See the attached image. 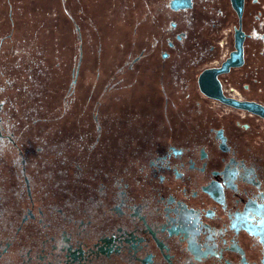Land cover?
Here are the masks:
<instances>
[{
  "label": "flooded vegetation",
  "instance_id": "1",
  "mask_svg": "<svg viewBox=\"0 0 264 264\" xmlns=\"http://www.w3.org/2000/svg\"><path fill=\"white\" fill-rule=\"evenodd\" d=\"M52 1L0 0V264H264V118L210 97L264 106V0Z\"/></svg>",
  "mask_w": 264,
  "mask_h": 264
},
{
  "label": "water",
  "instance_id": "2",
  "mask_svg": "<svg viewBox=\"0 0 264 264\" xmlns=\"http://www.w3.org/2000/svg\"><path fill=\"white\" fill-rule=\"evenodd\" d=\"M238 64H240V63L234 62L231 59L228 60L227 63H225V65H233V66L238 65ZM221 70L224 71L227 69H221ZM210 97L220 99L221 101L228 103V104H232V105H235L238 107H242V108L252 110L253 112L260 114L264 118V106H262L256 102H240V101H235L233 99L225 98L223 96L221 90H217L214 93H211Z\"/></svg>",
  "mask_w": 264,
  "mask_h": 264
},
{
  "label": "rangeland",
  "instance_id": "3",
  "mask_svg": "<svg viewBox=\"0 0 264 264\" xmlns=\"http://www.w3.org/2000/svg\"><path fill=\"white\" fill-rule=\"evenodd\" d=\"M44 1V0H43ZM37 2V1H36ZM41 2V1H40ZM40 2H39V4H40ZM45 2H46V4H45V6L47 7L48 5H50L51 4V6L53 5V1L52 0H45ZM115 36V35H114Z\"/></svg>",
  "mask_w": 264,
  "mask_h": 264
}]
</instances>
